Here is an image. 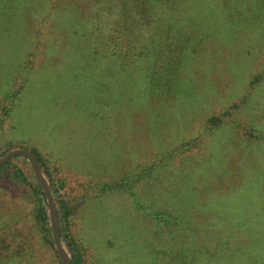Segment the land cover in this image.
Returning <instances> with one entry per match:
<instances>
[{
    "label": "rangeland",
    "instance_id": "obj_1",
    "mask_svg": "<svg viewBox=\"0 0 264 264\" xmlns=\"http://www.w3.org/2000/svg\"><path fill=\"white\" fill-rule=\"evenodd\" d=\"M87 1L82 31L75 0H0V153L42 158L87 264H264V0L189 7L186 27ZM12 164L29 183L0 174V254L57 264Z\"/></svg>",
    "mask_w": 264,
    "mask_h": 264
},
{
    "label": "trees",
    "instance_id": "obj_2",
    "mask_svg": "<svg viewBox=\"0 0 264 264\" xmlns=\"http://www.w3.org/2000/svg\"><path fill=\"white\" fill-rule=\"evenodd\" d=\"M70 0H68L69 2ZM104 1H108V0H95L96 4H98V7H104ZM123 0L122 1V5L123 7H120L121 11L118 13V15L121 17V19H119L120 21L123 20L124 23H126V21L129 23L130 25H133L131 22V13L133 11H136V9L138 7H142L145 10H147V12H154L157 9H159L160 7H164L166 8L168 11L167 12H176V14L174 15L175 18H179V20L183 21L184 18H186V16L188 17V20H184L182 23H184L186 21V26L189 25V7H193V10H199V9H204L205 11L207 10H211L213 6L218 8L217 13L215 14L216 17H220L222 18L223 14L221 12L222 10V5H224L223 0H218V5L217 4H212V0H194V3L192 4V6L189 4V0ZM220 1V2H219ZM75 2H78V6L76 7L75 12L73 13L74 15H70L72 18L74 17V19H76L77 26L81 27V30H86V26L84 25H80V22H83L84 20L89 21V17H88V12L87 11V7L89 6V8L92 6V4L88 5L87 3H89L87 0H75ZM214 2H217V0H214ZM82 3V4H80ZM107 5V4H106ZM105 5V6H106ZM243 4L239 3L238 6H242ZM67 8L66 4H65V9ZM224 8V6H223ZM163 11V10H161ZM53 14V12L51 13ZM131 15V16H130ZM64 16V15H63ZM70 16H66V20L68 21ZM73 19V20H74ZM121 22V23H123ZM127 23V24H128ZM93 25V24H92ZM94 26V27H93ZM92 26V28L95 29L97 34L95 37V39H93L92 41H89L88 39H84L85 41L88 42H95L96 44V39H100V34L99 32H101V30H99V28L97 27V22L94 23V25ZM75 30V29H74ZM77 30V29H76ZM88 31H91L90 29H87ZM68 33H71L70 30L65 31ZM77 33V31H76ZM75 33V34H76ZM82 37H85L86 35L84 33H81ZM109 37H112L111 35H109ZM11 99L13 98L12 96H10ZM12 105L7 104L5 106L2 107L3 113L5 114H9V112L12 110ZM217 119V118H216ZM213 120V119H212ZM259 137L257 139L262 140L264 143V132H261V134H258ZM256 135V136H258ZM8 149L3 150L0 155L3 156ZM39 159L42 171L45 175V177L47 178L53 195L55 197L56 203H57V207H58V212H59V218H60V235H61V240L64 246L65 251L67 252V254L69 255L71 261L73 264H87V262L84 259V256L81 252V249L79 247V243L76 240L75 234L73 232L72 226L70 224V214H71V208L70 205L64 200L59 198L56 193H57V188L55 187V183L54 181H52L50 179V177H48L45 169H44V162L42 160L41 157H39V155L33 151ZM24 159L27 162L30 163V161L28 160V158L23 157V156H14L12 158H10L4 165H2L0 167V174L4 173L8 174V176L12 177L13 179H15L14 181L17 182V184H20V182L18 183V181H22L25 183H29L27 181V178L29 177L24 170L19 167L18 165H14V167L12 166V161L14 159ZM31 165V164H30ZM9 167H11L10 169H8ZM13 167V168H12ZM33 171V169H31ZM33 178V183H32V189L35 193V197H36V214H35V220L36 223L39 226L40 231L43 233V236L45 238V240L47 241L48 244H51L52 247L54 248V252H55V256H56V262L57 264H62L60 255L57 251V247L54 241V237L52 234V230H51V212H50V208L48 205V201H47V197L45 195V192L42 188V186L38 183L35 174L33 172L32 175ZM12 179V180H13ZM8 226L5 225V227H3L2 229H0V244H3V248L4 249H8L11 246V242L9 240V236H7L9 233L8 231ZM7 234V235H6ZM16 247H21V245H16ZM4 260V261H3ZM0 263H4V264H8L9 263V259L4 256L3 254H0ZM34 264H40V261L38 259H36L34 261Z\"/></svg>",
    "mask_w": 264,
    "mask_h": 264
},
{
    "label": "water",
    "instance_id": "obj_3",
    "mask_svg": "<svg viewBox=\"0 0 264 264\" xmlns=\"http://www.w3.org/2000/svg\"><path fill=\"white\" fill-rule=\"evenodd\" d=\"M14 156H23L28 158V160L30 161L35 177L38 183L42 186L45 195L47 197L48 205L51 212V230L62 264H73L69 255L65 251L61 240L60 218H59L57 203L53 195L51 186L42 171L38 156L33 151L25 148L10 149L3 156L0 157V167Z\"/></svg>",
    "mask_w": 264,
    "mask_h": 264
}]
</instances>
